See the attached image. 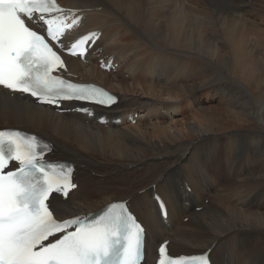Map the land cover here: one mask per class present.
<instances>
[{
	"label": "bare ground",
	"instance_id": "obj_1",
	"mask_svg": "<svg viewBox=\"0 0 264 264\" xmlns=\"http://www.w3.org/2000/svg\"><path fill=\"white\" fill-rule=\"evenodd\" d=\"M60 1L83 10L76 34L101 30L86 62L70 59L69 71L119 102L98 125L96 117L56 114L0 89L4 127L39 131L75 163L78 187L66 201L53 197L56 215L120 200L107 177L91 174L116 161L125 175L135 173V188L122 194L145 224L148 260L169 240L172 255L211 246L212 264H264V0ZM104 56L115 70L98 68ZM143 178L151 185H137ZM154 193L166 204L165 221Z\"/></svg>",
	"mask_w": 264,
	"mask_h": 264
},
{
	"label": "snow or ice",
	"instance_id": "obj_2",
	"mask_svg": "<svg viewBox=\"0 0 264 264\" xmlns=\"http://www.w3.org/2000/svg\"><path fill=\"white\" fill-rule=\"evenodd\" d=\"M76 23L67 22L56 0H0V86L57 108L73 100L116 104L118 97L103 88L54 74L65 68V51L84 57L98 39L88 33L65 49L62 34ZM78 111L92 114L86 107ZM53 151L36 135L0 131V264H140L145 228L125 204L112 203L91 221L55 215L53 194L67 199L78 185L74 161L47 160ZM156 199L166 215V204ZM158 257L157 264H212L210 250L173 258L167 241Z\"/></svg>",
	"mask_w": 264,
	"mask_h": 264
},
{
	"label": "rangeland",
	"instance_id": "obj_3",
	"mask_svg": "<svg viewBox=\"0 0 264 264\" xmlns=\"http://www.w3.org/2000/svg\"><path fill=\"white\" fill-rule=\"evenodd\" d=\"M251 15H253V13L251 14ZM254 16V15H253ZM253 16H251V17H253ZM123 78H125V79H128V74H123ZM206 101V102H205ZM209 100H204L202 103H204V104H206V105H208L209 104ZM116 106V105H115ZM114 106V107H115ZM136 115V114H135ZM127 120H128V118H127ZM120 124H122V123H120ZM11 127H18V128H21V127H19V126H16V125H14V124H11L10 125ZM0 127H4L3 125H2V123H0ZM23 130H28V129H25V128H22ZM29 131V130H28ZM30 131H33V132H37V133H40L39 131H37V130H30ZM41 135H43L42 133H40ZM44 136V135H43ZM45 137V136H44ZM46 139H48L47 137H45ZM50 142H51V140L50 139H48ZM52 143V142H51ZM53 159H65V160H72L71 158H67L66 156H62V154L61 153H59V152H57V153H54L53 154ZM221 157L223 158L224 157V154H222L221 155ZM73 161V160H72ZM114 163H118L117 165H113V166H115L116 167V170L113 172V166L110 164V163H112V162H110L108 165H107V167H105L102 171H104L103 173H96V172H92L91 174H92V176H97V177H99V178H101V177H107L108 178V180H109V182H110V192H112V193H114L115 195L113 196L114 197V199H126V198H128L127 196H126V194H122L123 192H128L129 190H131V189H134L135 188V184H133L132 183V181H133V177H134V175H135V173H131V174H127V175H125L120 169H118V167H119V162H116V161H113ZM113 172V173H112ZM112 173V174H111ZM114 173H117L118 175H121V176H123V178H129V180H126V181H122L121 179H120V177H114L113 175H114ZM83 178V180H85V176H83L82 177ZM76 181H77V177H76ZM115 183H117V184H119V185H126V184H128V183H130V186L129 187H124V186H116V185H114ZM137 185H151L150 184V182L149 181H147L146 179H141V180H139L138 182H137ZM187 188H186V191L187 192H189L190 191V186H186ZM93 194H94V196L95 197H102L101 196V193L100 192H97V191H94V192H92ZM126 196V197H125ZM111 200H113V199H110V201ZM127 200V199H126ZM129 202V201H128ZM208 202V199L207 198H205V199H203V203H207ZM199 206H203V205H199ZM130 207H131V205H130ZM97 208H99V207H97ZM200 207H196L195 208V211L196 212H198L199 210H196V209H199ZM83 213V212H82ZM179 221H180V218H179ZM187 221V218L186 217H184L183 218V222H186ZM181 222V221H180ZM182 222V223H183ZM192 251H194V250H196V249H194V248H190ZM211 249V248H210ZM199 251H203V249H198ZM212 250V249H211ZM183 252H187L188 250H187V248H183V250H182Z\"/></svg>",
	"mask_w": 264,
	"mask_h": 264
}]
</instances>
